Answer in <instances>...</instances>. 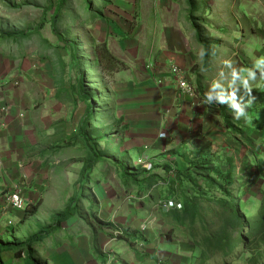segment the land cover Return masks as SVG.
I'll list each match as a JSON object with an SVG mask.
<instances>
[{"label": "rangeland", "instance_id": "374dc122", "mask_svg": "<svg viewBox=\"0 0 264 264\" xmlns=\"http://www.w3.org/2000/svg\"><path fill=\"white\" fill-rule=\"evenodd\" d=\"M48 8L49 0H0V123H3L0 133L7 127L4 118L17 107L18 98V102L23 101L28 108H35L38 115V112H41L40 119L45 118V129L48 122L51 127L53 123L50 133L57 134L55 143L51 140L48 145L43 142L40 147H47L46 151L30 160L34 161V164H31L33 170L36 166L40 171L42 169V172L44 168L49 170L45 172L47 177L43 176V183L47 184L48 192L44 202L41 200L35 205L26 202L25 209L17 212L21 213V217L18 214L11 217L15 223L14 227L8 228V231L2 228L5 232L0 239V248H10L0 254L4 264H9L8 261L12 263V259H9L11 257L16 261L13 264H28L25 258L16 259L13 254L5 255V252L11 251L16 255L20 249H14L13 244L24 248L38 231L44 229L46 232L52 229V221L69 206L74 196L82 197L80 209L83 221L74 218L62 224L61 232L57 236L48 237L45 245H39L40 257H46L48 261V251H51L49 247H61L70 239L76 241L86 234L95 248L97 246V250L102 248L106 254L115 251L113 256L107 257L106 264H138L136 260L140 258L135 253L143 251L132 248L134 245H128L124 240L112 242L110 235L99 234L102 230L97 228L91 219L88 208L93 204L94 209L98 208L97 195L92 191L98 184H103L101 191L111 199L122 197L126 202L128 198L137 199H131L128 204L129 207L136 208L130 211V214L146 218L149 215L153 219L159 217L164 220L162 228L173 230L169 233L165 230L164 235L167 233L168 240L178 242L176 248L179 255L181 245L182 248H187V258L191 261L193 247L182 236V229H173L170 220L160 213L158 205L177 201L181 203L182 197L191 195L193 185L185 180V169L179 166L171 167L169 160H177L179 165L186 167L193 154L201 157L212 155L217 159L234 155L232 150L240 149L237 155L241 156L238 168H241L244 174L247 169L246 146L236 137L238 135L233 136L224 127L222 114L226 111L223 112V109L219 108L218 121H222V134L213 136L214 140L210 142L212 144H202L203 138L199 133L203 129L198 128V125L202 124L196 123L193 127L196 128L194 135L192 130L187 133L189 141L185 134L183 137L176 134L160 138L157 148L162 150L150 151L151 148H148L145 151L140 147L139 150H125L127 144L138 143L141 138L138 133L141 132L137 129L134 131L136 124L131 122L125 130L126 125L117 119L121 112V100L118 98L119 92L113 90L115 80L104 60L109 55L102 40L105 35L110 36L111 33L117 54V50L124 51L122 47L125 42L131 43L129 50L133 52L132 58L123 61L119 59L120 56H115L112 61L114 69L134 65L138 68V62H144L142 58H138L142 50L147 57L150 52L154 58L155 53L166 51L165 43L168 39L173 45L184 42L180 46L182 49L190 43L196 45V50L202 52L203 56L200 59L203 62L202 69L199 70L201 73L198 72L203 76L201 85L206 89L203 99L210 104H221L229 110L243 113L244 116H233L235 122L243 123L242 135L250 136L256 145L264 148V132L262 128H256L254 117L257 113L250 110L257 107L258 100L263 97L260 92L263 88L264 62L260 61L264 60V0H195L193 13L189 10L186 0H68L65 24L63 25L64 20L58 24L59 34L66 41H58L52 31L50 21L53 12ZM100 9L102 17H99ZM43 20L47 23L41 29L39 26ZM71 41L76 45L73 54L68 43ZM139 42L147 43L148 50L142 49ZM156 44H160L161 49H156ZM207 46L212 49V56L209 58L205 56L204 47ZM157 56L159 55H156L155 60ZM81 57L83 67L80 71L78 60ZM89 57L90 65L87 64ZM152 62L143 65L146 70L152 69ZM173 68L170 69V76L179 93L185 95L184 91L180 90L178 81L183 73L185 79L191 83V74L178 67L179 72L174 76ZM191 85L197 90L195 79ZM82 87L88 93H95L93 118L90 120L89 130L85 131L88 132L86 136L91 140L92 146L97 145L102 153H109L115 159V164L105 162L94 166L86 174L84 183L80 181V172L86 166L90 152L84 139L77 134L86 117L89 102L80 97ZM173 113L172 107L166 111L169 116ZM18 117L22 118L23 115L18 114ZM7 121L8 118L6 123ZM172 124L175 125V122ZM32 129L36 130L33 126ZM170 153H173L172 159L168 157ZM146 156L149 159L156 158L158 163H147L151 165L149 169L139 165V160L145 159ZM36 159L40 162H35ZM166 163L169 171L164 169ZM217 166L218 164L215 165ZM255 168H252L251 176L255 173ZM136 169L141 172L146 170L148 174L138 177L137 180L129 178ZM221 169L225 171L226 167L222 166ZM149 176L152 177L149 185L142 186ZM241 180L246 181L247 177L244 176ZM249 183H257L250 195L260 197L258 185L261 182L251 178ZM205 184L206 182L199 179L196 185ZM95 191L97 194L101 193L99 190ZM169 191L179 200L168 195ZM9 192L8 189L4 192L3 209ZM218 196L220 194L216 193L215 197ZM33 209L37 210L34 214ZM134 230L137 233L136 227ZM126 233L127 230L124 231V234ZM137 237L141 240L144 238L142 233ZM53 240L60 244L56 245ZM143 243L146 244V241ZM110 255L109 253L107 256ZM247 258L246 256L232 264H248ZM160 261L165 264L163 259Z\"/></svg>", "mask_w": 264, "mask_h": 264}, {"label": "crops", "instance_id": "0c3cea01", "mask_svg": "<svg viewBox=\"0 0 264 264\" xmlns=\"http://www.w3.org/2000/svg\"><path fill=\"white\" fill-rule=\"evenodd\" d=\"M111 36V33L110 36L105 35L102 43L106 45L109 55V57L104 58L106 63H108L107 69L115 80L113 90L119 92L118 98L121 100V112L119 116H117V119L122 120L124 125H126L125 130L131 122L136 124L133 130L135 131L137 129L141 132L138 133L141 137L138 143L132 145L127 144L125 150L128 149V152L131 149L139 150L140 148L144 150L151 148L150 151L153 149L156 151L162 150V148H157L161 137H169V135L176 134H180L181 137H183L185 134L187 138V133L191 130L192 135H194L196 128L193 129V127L196 123L202 124L198 125V128L201 127L203 129V131L199 133L203 138V145L213 141V136H221L222 133H220V131L223 125L222 121H218V108H221V104H210L199 95L194 98L188 95H181L177 85L170 76V69L173 65L185 69L188 73L190 72L191 75L188 77L191 83L193 79H195L193 78L192 71H194V73H201L199 70L202 69L203 62H201L200 59L203 56L202 52L196 50V45L188 43L189 45L182 49L180 46L183 45L184 42L175 43V45H173V42L170 44V40L168 39L165 43L166 51H161V54H158V52L155 53L159 55L156 60V55H154L153 58V55L151 57V53L149 52L147 57L145 53H142L144 52V50H142L138 58H142L144 62H138V68L134 65L128 68L126 66L125 68L114 69L112 61L116 58L115 56H120L119 59L123 61H129L132 58L131 54L133 52L129 50V46L131 45L130 41H127L124 47H122L124 51L117 50L119 53L117 54L112 42L114 38ZM178 40L179 39H177V41ZM139 44L140 47L142 46V49L146 48L145 50H148L146 47L147 43L143 44L139 42ZM155 48L161 49V45L156 44ZM150 61H153L152 69L146 70L143 65L146 62L150 64ZM153 64L155 68H153ZM205 91L206 89H204V92ZM16 106V108L12 109L13 112L4 118L7 127L3 128L4 130L0 133V213L2 214L4 192L6 189L12 191L14 187L23 182L25 178L28 181V184L22 189V196L25 201L34 205L41 200L44 202L48 192L47 184L45 185L43 183V176L45 177V172L47 173L49 170L44 168V172H42V169L40 171L38 166L33 170L31 164L34 161L30 160H34L36 156L46 151L47 147H40L43 142H47V145L50 140L52 143H55L57 137V134H53L54 132L50 133L53 123L51 127L50 122H48L47 129H45V118L42 116L43 119H40L41 112L37 111L40 114L38 115L35 108H28L23 101L18 102V98ZM171 107L174 113L169 116L166 114V111ZM18 114L23 115V117H18ZM6 118H8L7 123ZM174 122L175 125L172 124ZM2 125L3 123H0V126ZM32 126L35 127L36 130H33ZM187 140L189 141L188 138ZM218 141L217 139V142ZM172 154L173 153H170L168 156L171 159ZM143 160L149 164H152V162L158 163L156 162V158L149 159L148 156ZM175 161L177 162V160ZM175 161L169 160L171 167L175 165ZM35 162L40 161L36 159ZM164 166H168L167 163L164 164ZM40 167L42 168L43 165H40ZM102 187L103 184H98L92 189L93 193L97 195L98 217L104 222L112 223L115 226V230L103 229L102 232L99 231V234L110 235L112 242H120L118 237H116L117 235L119 236V232L124 233L125 230H128L130 234H133L135 231L134 228L136 227L137 235L142 233L144 236L143 240H146V244L138 242L132 247L137 248L139 251H143L135 253V255L140 258V260H136L138 264H161V259L164 260L165 264H190L187 258L189 250L187 248H182L181 245V255H179V251L176 248L178 242L168 240L169 238L167 235L169 234L167 233L171 232L172 228L171 230L163 229L164 220L162 221L159 217L153 219L149 215L148 218H146L145 216H137L134 213L130 214V211H134L135 207H129L128 204L131 203V199H137L128 198L127 202L122 197L117 200L115 198L111 199L105 195V192L101 191L100 188ZM95 190H99L101 193L97 194ZM16 214L20 216L21 213L11 211L9 217L16 216ZM143 225L147 227L145 231L140 229ZM2 228L8 231L5 227V222L0 227V239L5 232L4 230L2 231ZM95 230L97 231L98 229ZM165 230L168 231L166 236L164 235ZM56 247L57 248H53V246L49 247L51 251H48L47 255L48 264H105V262L108 261L107 257L113 256L115 252L112 250L109 252L111 255L107 256L109 253L106 254V252L100 248L96 253V248H93L91 238L86 234L82 235L79 240H69L68 243H64L61 247ZM10 252L11 251L5 252V255L13 254V256L18 259L14 253ZM22 258H25V255L19 257L20 260ZM9 259H12V263L8 261L9 264L16 262L13 257Z\"/></svg>", "mask_w": 264, "mask_h": 264}, {"label": "trees", "instance_id": "16d2710c", "mask_svg": "<svg viewBox=\"0 0 264 264\" xmlns=\"http://www.w3.org/2000/svg\"><path fill=\"white\" fill-rule=\"evenodd\" d=\"M186 1L189 10L193 13L195 9V0ZM67 4L68 0H56V2L49 0L48 9L53 12L50 23L52 31L57 36L58 41H66L59 34L58 24L62 20H64L63 25L65 24V18L68 16L66 10ZM99 13H101V9ZM99 17H102V13ZM46 23L47 22L43 20L39 28L42 29ZM68 43L73 54L76 45L73 41ZM204 49L205 56H207V58L211 57L212 49L210 46L204 47ZM87 64L90 65V57ZM82 67L83 62L81 57L78 60V68L80 71ZM173 67L174 65L171 69ZM192 74L196 82V92L203 99L205 97V88L204 85L203 87L201 85L203 76L199 73H194V71H192ZM99 75L98 73V76ZM263 75L264 73L262 74L263 88L260 92L263 94V97L258 100V106L250 108V110L257 113V116L255 115L256 117H254L256 128L258 130L262 128L264 132ZM94 95L95 93L92 94L91 91L88 93L85 89L83 90L82 87L80 97L85 98L89 104L86 117L82 122L81 128H79V134H77V136L84 139L85 146L90 152V157H88L85 162L86 166L80 172V181L82 183L86 181V174L89 173L94 166L105 162H113L115 164V159H113L109 153L104 154L98 149L97 145H95V147L94 145L92 146L91 140L86 136L88 132L85 131L89 130V123L94 113ZM91 96H93V98H91ZM220 107V109H223V112L226 111L222 114L224 127L231 132L233 136L238 135L236 137L240 138V142L246 146L247 156L245 157V161L247 169L244 170L245 173L243 174L241 172L243 170L238 168L241 156L237 155L240 149H237L238 151L236 149L232 150L234 155H227L224 158L220 157L217 159L212 155L201 157L193 154V158L191 157V159L187 161L188 165L186 167L179 165V163L175 161L174 166L185 169L184 178L193 185L191 188V195L182 197L180 200L181 203L177 201V204L179 203L181 205V209L165 211L163 208L165 204L158 203L161 210L160 213H163L165 218L170 220L169 223L172 225L173 229H182V236L187 239L190 242L189 245L193 247L190 264H232V262L240 261L246 256L248 257V264H264V148L256 145L250 136L242 135L241 126L243 123L241 121L235 122L233 116L235 114L244 116L242 115L243 113L240 114L235 110H229L224 107V105ZM262 144L264 145V140ZM222 163L225 164L222 165ZM216 164H218L217 167H215ZM222 166L226 167L225 171L221 169ZM253 167H256L255 173L251 176L250 174L252 173ZM164 169L169 171L168 166H164ZM146 174H148L146 170H142L141 172L136 169L129 178L137 180L138 177L145 176ZM244 176L247 177L246 181L241 180ZM251 178H254L256 182H261V184L258 185L260 197H253L250 195V192L257 184L255 183V185H253L249 183ZM151 179L152 177L149 176L147 180H144L146 181L144 184L141 183L143 184L142 186L149 185L148 183ZM199 179L206 182V184L204 186H197L196 184ZM216 193H219L220 196L215 197ZM168 195L173 196V199H178L171 191L168 192ZM81 198L82 197L76 198L74 196L69 206L52 221L54 227L46 232L43 229V231H38L34 234L26 243L25 249L13 244L15 246L14 249H20L17 251L16 256L22 257L25 255V262L28 264H48L46 257H40L41 255L38 253L39 245L42 243L45 245L48 237L57 236V234L61 232L62 224L68 223L74 218L83 221L82 211L80 209ZM93 206L88 209L90 217L97 228L101 230H115V226L112 223L104 222L98 217V208L94 209ZM36 211V209H33L32 213L34 214ZM165 212L167 213L164 214ZM84 222L88 223L87 221ZM118 234L119 241L124 240L128 245H135L138 242L146 241L139 239L136 232L130 234L127 230L126 234L121 232ZM53 242L55 244H60L55 240H53ZM93 248H95V245H93ZM9 249L10 248H0V254ZM97 252L96 246V253ZM0 264H4L1 256Z\"/></svg>", "mask_w": 264, "mask_h": 264}, {"label": "built area", "instance_id": "2783aa9c", "mask_svg": "<svg viewBox=\"0 0 264 264\" xmlns=\"http://www.w3.org/2000/svg\"><path fill=\"white\" fill-rule=\"evenodd\" d=\"M179 83L181 84L182 88L185 89L184 91L185 95H188L192 98L198 96L196 90L189 85V82L187 81V79L181 78L179 79ZM140 164L141 166L148 167V169L151 167V165H148L147 162H145L144 160H139V165ZM27 184H28V181L25 178L23 179V182H21L18 186H15L14 189L10 191L9 194H7L6 199H5L4 209L2 210L3 214L0 213V227L3 225L4 222H5V227L7 229L14 227L15 223L13 222V219L9 217V213H11V211L19 212L25 209L26 201L22 196V189ZM163 208L165 211H169L171 209H181V205L179 203L177 204V202H169L165 204ZM141 229L145 231V226H142Z\"/></svg>", "mask_w": 264, "mask_h": 264}, {"label": "bare ground", "instance_id": "6f19581e", "mask_svg": "<svg viewBox=\"0 0 264 264\" xmlns=\"http://www.w3.org/2000/svg\"><path fill=\"white\" fill-rule=\"evenodd\" d=\"M175 70H176V71H175ZM177 71L179 72V68H178V67H174V68H173V73H174V75H177V74H175V73H177ZM184 75H185V74L182 73V77H181V78H185ZM181 78H180V79H181ZM178 83H179V81H178ZM189 85H190L192 88L195 89V87L192 86L191 83H189ZM179 86H180V88H181L183 91H185V89L182 88V86H181L180 83H179Z\"/></svg>", "mask_w": 264, "mask_h": 264}, {"label": "clouds", "instance_id": "9594fccd", "mask_svg": "<svg viewBox=\"0 0 264 264\" xmlns=\"http://www.w3.org/2000/svg\"><path fill=\"white\" fill-rule=\"evenodd\" d=\"M260 62H264V60L260 61ZM246 75H251V73H246ZM179 206V205H178ZM145 226V225H144ZM141 229V227H140ZM147 229V227L145 226V230ZM142 230V229H141ZM143 231V230H142Z\"/></svg>", "mask_w": 264, "mask_h": 264}]
</instances>
